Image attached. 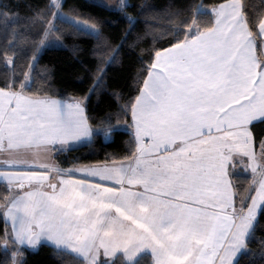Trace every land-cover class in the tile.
I'll return each mask as SVG.
<instances>
[{"label":"snow or ice","instance_id":"6c2138e0","mask_svg":"<svg viewBox=\"0 0 264 264\" xmlns=\"http://www.w3.org/2000/svg\"><path fill=\"white\" fill-rule=\"evenodd\" d=\"M243 8L215 6L207 26L155 53L129 105L135 143L123 159L60 169L47 154L93 134L82 102L0 87V250L12 264L41 240L87 264H137L146 252L153 264H234L264 214V139L251 130L264 123V14L253 22ZM237 166L260 169L239 203Z\"/></svg>","mask_w":264,"mask_h":264},{"label":"trees","instance_id":"16d2710c","mask_svg":"<svg viewBox=\"0 0 264 264\" xmlns=\"http://www.w3.org/2000/svg\"><path fill=\"white\" fill-rule=\"evenodd\" d=\"M224 1L128 0L125 11H118V7L95 0H61L60 11L93 24L98 31L89 32L56 16L53 31L64 46L39 51L52 17L48 9L52 0H0V14L7 13L6 20L0 15V87L7 82L15 83L18 89L29 74L24 89L27 94L84 102L95 132L86 143L54 152L59 168L123 159L134 151L135 143L129 128V105L139 94L155 53L182 41L189 27L207 26L212 7ZM241 3L253 22L264 14V0ZM37 13L41 15L37 17ZM101 128H113L110 138ZM251 130L259 144L264 139V123L254 122ZM235 171V198L239 203L249 195L253 177L243 169ZM3 229L0 221V235ZM21 251L18 264H85L82 258L47 243ZM0 264H12L11 252L6 255L0 250ZM137 264H153V258L143 253ZM234 264H264V214H258L253 238L246 240V248Z\"/></svg>","mask_w":264,"mask_h":264},{"label":"crops","instance_id":"0c3cea01","mask_svg":"<svg viewBox=\"0 0 264 264\" xmlns=\"http://www.w3.org/2000/svg\"><path fill=\"white\" fill-rule=\"evenodd\" d=\"M95 1L100 2V3H102V4H104V5L108 6V7H111V8H116V7H118L119 4H120V2H121V0H95ZM226 2H228V0H227V1H224V2H222V3H226ZM240 2H241V0H240ZM219 4H221V3H219ZM219 4H217V5H215V6H218ZM215 6H213L212 9H213ZM212 9H211V10H212ZM169 48H170V47H169ZM167 49H168V48H167ZM164 50H166V49H164ZM164 50H161V52H163ZM154 62H155V57H154L152 63H154ZM146 78H147V77H146ZM138 95H139V94H138ZM52 98H53V99L60 100L62 103H70V102H72V101H81V100H79V99H75V98H57V97H52ZM81 102H82V106L84 107V113H85L84 102H83V101H81ZM85 115H86V113H85ZM86 117H87V116H86ZM87 123H88L89 127L93 130V134H94L95 129L90 125L88 119H87ZM121 127L125 128L126 126H125V125H122ZM126 128H127V127H126ZM129 128H130V130L133 132V135L135 136V128H134V124H133L132 117H131V125H130ZM108 129H110V131H108V134L105 135V130H108ZM112 130H113V128H107V129H102V128H101V129H100V131H102V132L104 133V135H105L106 138H110V135H111ZM252 133H253V132H252ZM93 134H92V135H93ZM92 135H91V137L82 138V139H80V140L69 141V142L64 146V149H68V148L75 147V146H77V145H80V144L86 143V142H88V141L92 138ZM253 135H254V134H253ZM259 151H260V149H259V147H257V148H256L257 155H259ZM47 155H48V159H50L55 165H57V164L55 163V160H54V152H51V153H49V154H47ZM102 164H104V163H101V164H90V165H91V166H98V165H102ZM83 166H89V165H80V166L73 167V168H71V169H77V168H81V167H83ZM237 168H240V167L237 166ZM60 169H62V168H60ZM240 169H241V168H240ZM63 170H68V169H63ZM247 172L250 173V174L252 175L253 179H257V180L259 179V173H260V169H259V168H258V170H257V174H255V176H254V174L251 172V170H248ZM80 177H81V173H80V172H73V173H72V178H80ZM252 187H255V185H252ZM251 194L254 195L255 193L252 192ZM235 199H236V198H235ZM258 214H259V213H258ZM42 243H47V244H49V245H52V246L56 247L55 245H53L51 242H49V241H47V240H41L40 244H42ZM40 244H39V245H40ZM39 245H37L35 248L29 247V246H27V245H24V246H22L21 248H28V249H31V250H35V249L38 248ZM61 249H62V250H65V251H68V252H70V253H72L70 250L63 249V248H61ZM244 250H245V249H244ZM244 250H242L241 252H239V253L236 255V257L234 258V263L236 262L237 258L239 257V255H240ZM102 251H103V250H101V252H102ZM146 253H147V252H146ZM72 254H74V255H76V256L82 258V259L84 260L85 264H87V261L84 259L83 256H79V255H77V254H75V253H72ZM149 254H150V253H149ZM116 255H122V253L118 252ZM100 259H102V260H103V259H109V257H104L103 255H101Z\"/></svg>","mask_w":264,"mask_h":264},{"label":"rangeland","instance_id":"374dc122","mask_svg":"<svg viewBox=\"0 0 264 264\" xmlns=\"http://www.w3.org/2000/svg\"><path fill=\"white\" fill-rule=\"evenodd\" d=\"M60 2H61V0H60ZM124 2H125V4H127L128 0H124ZM120 4H121V2H120ZM60 13H61V15H59V16H61L62 18L67 19L69 21H79L80 24H81V28H83V29H85V30H87L89 32H92V33H97L98 29L93 24H91V23H89L87 21L75 18L72 15L64 13L62 11H60ZM53 20H54V16L52 15V17L50 18L51 23L49 24L48 29H47L48 34H47V36L44 35V37L42 39V42H41V45H40V48H39V51H42V50H44L45 48H48V47L64 46L63 41L60 38H58L56 36V34L54 33V31H53ZM83 25H88V27H82ZM93 28L95 30H93ZM25 77H27V78H25L23 84L26 86L28 84V82H29V74H27ZM17 90H19V88ZM16 259H17V264H18L19 260L21 259V256H17Z\"/></svg>","mask_w":264,"mask_h":264}]
</instances>
